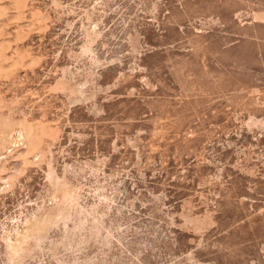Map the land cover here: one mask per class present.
<instances>
[{
  "label": "rangeland",
  "instance_id": "1",
  "mask_svg": "<svg viewBox=\"0 0 264 264\" xmlns=\"http://www.w3.org/2000/svg\"><path fill=\"white\" fill-rule=\"evenodd\" d=\"M0 264H264V0H0Z\"/></svg>",
  "mask_w": 264,
  "mask_h": 264
},
{
  "label": "bare ground",
  "instance_id": "2",
  "mask_svg": "<svg viewBox=\"0 0 264 264\" xmlns=\"http://www.w3.org/2000/svg\"><path fill=\"white\" fill-rule=\"evenodd\" d=\"M27 128V127H26Z\"/></svg>",
  "mask_w": 264,
  "mask_h": 264
}]
</instances>
